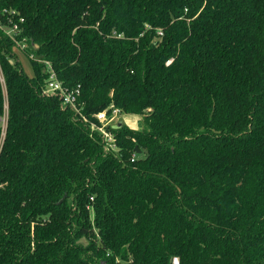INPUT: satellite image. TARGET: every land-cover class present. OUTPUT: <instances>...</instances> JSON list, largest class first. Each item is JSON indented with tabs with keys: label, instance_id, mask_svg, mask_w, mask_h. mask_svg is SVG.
I'll list each match as a JSON object with an SVG mask.
<instances>
[{
	"label": "trees",
	"instance_id": "1",
	"mask_svg": "<svg viewBox=\"0 0 264 264\" xmlns=\"http://www.w3.org/2000/svg\"><path fill=\"white\" fill-rule=\"evenodd\" d=\"M0 72V264H264V0H0Z\"/></svg>",
	"mask_w": 264,
	"mask_h": 264
},
{
	"label": "built area",
	"instance_id": "2",
	"mask_svg": "<svg viewBox=\"0 0 264 264\" xmlns=\"http://www.w3.org/2000/svg\"><path fill=\"white\" fill-rule=\"evenodd\" d=\"M18 30V24L15 23L11 28L6 29L5 31L10 37L15 40L16 46H22L23 50H25V41L23 42L16 39V33L18 32ZM28 55L29 58L44 61L47 65V69L49 71V78L47 80L43 93L58 95L62 101L63 106H70L79 112V108L77 107L76 102L80 94V86H77L75 88H69L65 86L63 82L57 77V74L49 60L37 58L33 53H30ZM119 113H121L119 108L110 105L108 108H105L94 114L98 120V123H92V125L102 134L106 150H118L116 138L114 136V133L109 129V126L115 124L114 120L117 118ZM84 119L86 118L84 117ZM175 264H177V260H175Z\"/></svg>",
	"mask_w": 264,
	"mask_h": 264
},
{
	"label": "rangeland",
	"instance_id": "3",
	"mask_svg": "<svg viewBox=\"0 0 264 264\" xmlns=\"http://www.w3.org/2000/svg\"><path fill=\"white\" fill-rule=\"evenodd\" d=\"M25 48L28 47L27 43L24 46ZM24 48V49H25ZM14 51L17 53L18 59L21 61L24 70L29 74L33 75V68L29 59L28 53L23 50L22 46H16L14 47ZM1 76L2 73L0 72ZM6 116V112L4 117ZM4 121V120H3ZM115 123H126L131 127H138L139 125V116L136 114H125V113H119L117 118L114 120ZM3 123V122H2ZM83 242H86V239H83Z\"/></svg>",
	"mask_w": 264,
	"mask_h": 264
},
{
	"label": "water",
	"instance_id": "4",
	"mask_svg": "<svg viewBox=\"0 0 264 264\" xmlns=\"http://www.w3.org/2000/svg\"><path fill=\"white\" fill-rule=\"evenodd\" d=\"M136 150H137V152H140L141 151V149L139 148V146H136Z\"/></svg>",
	"mask_w": 264,
	"mask_h": 264
},
{
	"label": "bare ground",
	"instance_id": "5",
	"mask_svg": "<svg viewBox=\"0 0 264 264\" xmlns=\"http://www.w3.org/2000/svg\"><path fill=\"white\" fill-rule=\"evenodd\" d=\"M2 121L4 120V122L6 121V117H4L3 119H1Z\"/></svg>",
	"mask_w": 264,
	"mask_h": 264
}]
</instances>
